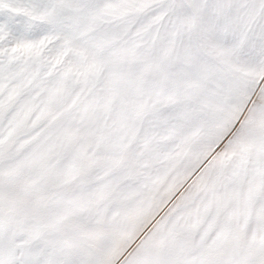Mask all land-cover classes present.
<instances>
[{
  "label": "snow or ice",
  "instance_id": "snow-or-ice-1",
  "mask_svg": "<svg viewBox=\"0 0 264 264\" xmlns=\"http://www.w3.org/2000/svg\"><path fill=\"white\" fill-rule=\"evenodd\" d=\"M0 264H264V0H0Z\"/></svg>",
  "mask_w": 264,
  "mask_h": 264
}]
</instances>
